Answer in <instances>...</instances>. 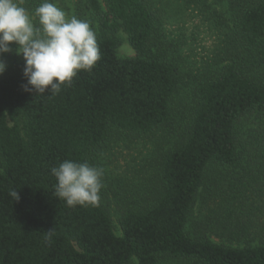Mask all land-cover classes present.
<instances>
[{
    "label": "trees",
    "instance_id": "1",
    "mask_svg": "<svg viewBox=\"0 0 264 264\" xmlns=\"http://www.w3.org/2000/svg\"><path fill=\"white\" fill-rule=\"evenodd\" d=\"M72 1L96 34L90 71L37 95L22 87L23 57L3 61L0 264H264V0ZM42 2L22 4L34 24ZM194 14L216 41L190 66L167 28ZM116 31L134 57L117 56ZM156 131L165 145L131 157L123 175L105 172L121 146ZM65 160L103 169L97 204L68 207L55 196L51 169ZM214 167L215 209L198 227L235 245L189 231Z\"/></svg>",
    "mask_w": 264,
    "mask_h": 264
},
{
    "label": "clouds",
    "instance_id": "2",
    "mask_svg": "<svg viewBox=\"0 0 264 264\" xmlns=\"http://www.w3.org/2000/svg\"><path fill=\"white\" fill-rule=\"evenodd\" d=\"M24 0H0V56L11 53L25 61L23 75L29 93L58 94L81 71H90L100 59L95 32L90 23L69 14L57 3L43 0L33 18L22 6ZM6 64L0 60V75ZM56 178L55 196L68 207L95 205L103 188V169L87 162L65 160L51 169ZM9 195L18 201L17 190Z\"/></svg>",
    "mask_w": 264,
    "mask_h": 264
},
{
    "label": "rangeland",
    "instance_id": "3",
    "mask_svg": "<svg viewBox=\"0 0 264 264\" xmlns=\"http://www.w3.org/2000/svg\"><path fill=\"white\" fill-rule=\"evenodd\" d=\"M55 3H57L58 7L63 8L69 16H74V6L72 0H54ZM33 18V17H32ZM34 19V18H33ZM184 24L182 25L180 21L177 23H173L171 26H169L167 29L169 31V34L171 38L177 40L183 41V48L185 55L189 56L187 59L189 65H194L198 62H201L206 56H208L209 51L212 49V46L214 45V41H216V35L215 33H209L206 26L200 21V17L196 16L195 14L191 18L190 16H187L183 19ZM211 34V35H210ZM113 35L119 40V46L117 48V56L120 58H131L135 56V53L133 49L131 48L128 39L126 35L121 31H116L113 33ZM12 48V52L8 54H3L0 57V60H4L8 62L7 58H13L17 56V59H19L20 56L15 54L16 45L12 44L10 45ZM12 60V59H11ZM163 133L160 131H156L153 136L150 137V140H143L140 139V141L136 142L135 145H131L128 150H126L125 147L119 148V150L116 152L115 158H110L109 160L106 159V165H104L105 172H108L110 175L113 174H120L123 175L125 173V170L127 168H130L132 166V163L130 161L131 157H134L136 159L135 161L138 162L139 159L135 158L138 156L139 153L142 155H148V153L151 151V149L156 147H162L165 145L166 141L164 138H161ZM124 158H126L124 161H122ZM104 161V160H103ZM219 172L220 169L218 167H214L211 169L210 173L208 174V177L210 178L209 181L206 182V185L202 187L200 192L198 193L197 199L195 201V204L192 208L191 214H190V233L201 232V234L207 236L210 241L214 243H221V244H232L235 245L233 242H228V239H220L217 238L211 234L205 233L202 227H198V225L203 222L204 216L208 214L209 212L213 211L215 209V205L212 201L210 202L209 197L207 196V187L208 188H216L215 186V178L219 179ZM150 173H152L151 170H146L144 178L147 180L150 177ZM111 219L114 227V231L116 235L120 236V230H119V222H118V212H116L115 207L111 204L109 206ZM201 221V222H200ZM199 228V230H198ZM223 241V243H222ZM129 264H138L137 260L133 258ZM162 264H180L175 263L170 260H165L162 262Z\"/></svg>",
    "mask_w": 264,
    "mask_h": 264
}]
</instances>
